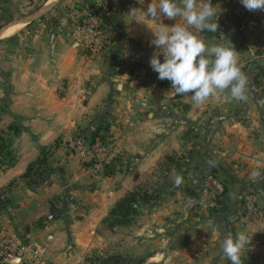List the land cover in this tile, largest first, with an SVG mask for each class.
Segmentation results:
<instances>
[{"label": "crops", "instance_id": "0c3cea01", "mask_svg": "<svg viewBox=\"0 0 264 264\" xmlns=\"http://www.w3.org/2000/svg\"><path fill=\"white\" fill-rule=\"evenodd\" d=\"M151 2L0 0V242L32 246L33 264H89L93 252L106 248L108 256L145 264H229L222 242L237 232L252 237L243 264H264L252 247L264 237V196L252 209L245 190L251 172L260 170L256 182L264 193V11H249L240 0H211L218 21L232 12L252 18L227 38L196 33L206 44L234 47L248 85L242 101L225 92L196 105L150 67L158 51L150 27L184 23L147 18ZM91 6L111 8L118 18L114 63L112 52L87 55L77 18ZM134 62L145 76L140 92L131 79ZM107 125L119 150L95 171L69 143ZM44 151L42 175L26 178ZM155 173L162 181L159 206L140 203L131 224L105 230L119 202L145 192ZM209 176L226 185L231 211L202 208ZM12 262L0 257V264Z\"/></svg>", "mask_w": 264, "mask_h": 264}, {"label": "clouds", "instance_id": "9594fccd", "mask_svg": "<svg viewBox=\"0 0 264 264\" xmlns=\"http://www.w3.org/2000/svg\"><path fill=\"white\" fill-rule=\"evenodd\" d=\"M240 3L249 11H264V0H240ZM218 13L211 0H152L143 11L147 18L156 21L161 17L184 21L172 26L157 23L156 27H150L154 37L151 44L158 51L149 64L158 73V79L170 81L177 95L190 93L196 105H203L225 92L228 93L226 99H246L248 78L235 48L206 44L196 34L217 32ZM261 176L260 170H253L249 179L256 182ZM251 240L245 232H237L235 236L225 234L222 251L229 264H243L242 256Z\"/></svg>", "mask_w": 264, "mask_h": 264}, {"label": "built area", "instance_id": "2783aa9c", "mask_svg": "<svg viewBox=\"0 0 264 264\" xmlns=\"http://www.w3.org/2000/svg\"><path fill=\"white\" fill-rule=\"evenodd\" d=\"M82 10H84V13L87 9L84 8ZM77 20L80 23V30L86 38V47L91 49L95 55H101L105 51V47L101 36L100 20L96 16L89 15L88 11L80 14ZM242 30L243 27L238 31ZM130 67L132 70L131 79L134 84L139 88L144 87L145 76L141 67L136 62L132 63ZM69 149L85 160V162H91L95 171H102L105 164L115 157L119 150V143L117 140L108 142L100 139L91 143L82 136H76L70 141ZM210 189H213L214 192L211 196L209 207L214 208L217 197L224 193L225 187L220 180H217L214 176H209L204 185V195L207 196ZM252 247L264 259V237L254 240ZM0 249L2 250L1 261L5 263L19 259L23 261V264H33L38 258V253L32 246L22 244L14 239H3L0 242Z\"/></svg>", "mask_w": 264, "mask_h": 264}, {"label": "trees", "instance_id": "16d2710c", "mask_svg": "<svg viewBox=\"0 0 264 264\" xmlns=\"http://www.w3.org/2000/svg\"><path fill=\"white\" fill-rule=\"evenodd\" d=\"M88 11L89 15L96 16L100 20V29L102 31V39L104 41V47L105 51L101 55H106L109 52H112V56L110 59V62L114 63L118 59V38L121 36L120 33V25L118 18L116 15L112 12L113 10L110 8V10L106 9L105 7H85ZM83 7L80 8L81 14L84 10ZM247 19H252L248 15H241L236 13H230L228 14L224 19L219 20V29L217 32H208V34H215V36L219 39L227 38L232 32H237V30L242 26L245 25V21ZM78 22V20H77ZM79 23V22H78ZM80 25V23L78 24ZM1 29V27H0ZM122 37V36H121ZM87 55L95 56L93 51L89 48H86ZM110 132V126H105L102 128H96L94 131H82L78 134V136H82L85 140L94 143L97 140H103V141H113L115 138L109 133ZM4 143V140L2 141ZM5 149V145H0V152H2ZM47 155L48 152L44 151L42 158L39 159L36 163L32 164L27 174L25 175L26 178H35L37 174L42 175L43 168L47 162ZM105 167H107V164H105ZM104 167V168H105ZM223 183V182H222ZM225 187V193L223 195H220L217 197L215 202V207L212 208L213 212L218 213H227L229 210L231 211V201L229 198H227L226 194V185L223 184ZM142 188L129 194L126 198L121 200L119 204L112 210L110 218L113 220H116V225H129L132 223L133 218L138 213L137 206L140 205V203H148L149 201V194L142 193ZM239 209L234 210L235 215H239ZM118 259H121L119 257ZM111 264V263H107Z\"/></svg>", "mask_w": 264, "mask_h": 264}, {"label": "rangeland", "instance_id": "374dc122", "mask_svg": "<svg viewBox=\"0 0 264 264\" xmlns=\"http://www.w3.org/2000/svg\"><path fill=\"white\" fill-rule=\"evenodd\" d=\"M99 56H101V55H99ZM129 68H130V71H132L131 67H129ZM134 90L136 92H140L141 89L138 87H135ZM165 162H166V164H165L166 168L164 171L168 172V170L170 169V165L168 164L167 160H165ZM161 183H162V181L159 180V174L155 173L154 175H152L151 177H149L145 181V184H143L144 185L143 189L145 190V192H142V193L148 192V194H150L149 195L150 196V198H149L150 202L148 201V203L151 204V202L154 201L153 207L159 206V203L158 202L156 203V201H158V198L160 199V197L158 196V198H157L156 191H161L159 188V186H161ZM245 190L248 194V198H250V202H251L250 207L253 209V203L257 202L260 196H264V193L258 187L257 182H253V181L248 183L247 189H245ZM213 192H214L213 189H210L209 194L207 196L203 195L204 198L202 196V199H201L202 208H205V209L208 208L207 204L210 203V201L212 199L211 196H212ZM224 193H225V191H224ZM223 194H221V195H223ZM255 199H256V201H255ZM115 222H116L115 219L107 220L105 222L106 227H104V229L107 230V227L108 228H114L116 226ZM106 242H107V235H106ZM118 258L119 257H117V256H108L107 255V248L105 249V251H102V252L99 251V249H97L95 252H93V257L89 260V264H107V263H111V264H143L144 263L145 264L146 263L145 261L141 263V262H139V259H134V258H123V257L121 259H118ZM19 263L20 262H18L17 264H19Z\"/></svg>", "mask_w": 264, "mask_h": 264}, {"label": "water", "instance_id": "95a60500", "mask_svg": "<svg viewBox=\"0 0 264 264\" xmlns=\"http://www.w3.org/2000/svg\"><path fill=\"white\" fill-rule=\"evenodd\" d=\"M0 196H1V194H0ZM0 202H1V199H0ZM18 261H19V259H15L12 263L17 264Z\"/></svg>", "mask_w": 264, "mask_h": 264}]
</instances>
